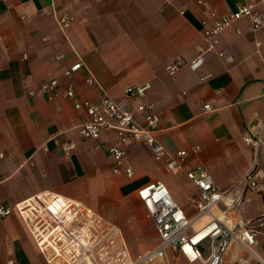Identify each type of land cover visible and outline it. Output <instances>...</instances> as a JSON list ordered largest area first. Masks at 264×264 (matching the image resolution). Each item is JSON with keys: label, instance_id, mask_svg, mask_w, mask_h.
I'll use <instances>...</instances> for the list:
<instances>
[{"label": "crops", "instance_id": "1", "mask_svg": "<svg viewBox=\"0 0 264 264\" xmlns=\"http://www.w3.org/2000/svg\"><path fill=\"white\" fill-rule=\"evenodd\" d=\"M260 1L0 0V205L62 195L116 225L133 257L153 250L159 238L138 191L162 182L193 216L198 189L141 142L126 147L134 177L115 174L109 154L115 133L83 138L79 129L88 116L65 94L71 86L77 101L96 104L104 95L120 100L128 87L149 83V93L134 105H154L161 117L157 139L170 153L199 147L191 165H202L225 201L237 204L235 221L222 211L225 204L217 216L236 224L264 223V190L240 184L253 164L243 135L264 118V27L254 31L249 21H239L216 38L214 50H207L204 38L215 19ZM57 14L72 18L65 33ZM202 52L198 71L186 65L174 76L167 73L177 59L189 64ZM80 59L96 86L86 84L87 69L66 78ZM51 79L60 83L55 100L31 96ZM208 104L213 111L204 113ZM257 250L264 256V226ZM10 262L43 264L17 212L0 224V264Z\"/></svg>", "mask_w": 264, "mask_h": 264}, {"label": "built area", "instance_id": "2", "mask_svg": "<svg viewBox=\"0 0 264 264\" xmlns=\"http://www.w3.org/2000/svg\"><path fill=\"white\" fill-rule=\"evenodd\" d=\"M187 2L202 4V0ZM263 12L264 0H261L259 4L241 6L236 11L215 19L213 25L204 31V38L209 45L207 50H214L216 38L239 21H249L254 31L262 29ZM71 24L70 16L57 14V25L62 33ZM227 61L231 63L233 59L227 57ZM203 63L202 52L189 64L183 59H177L166 67V71L174 76L186 65L192 71H198ZM83 69H87L90 74L86 84L96 86L94 77L81 59L65 71V76L71 78ZM208 78L209 76L204 77L203 80ZM59 90V81L51 79L32 91L31 96H42L53 101ZM150 90L149 83L131 86L125 89L122 99L116 100L104 95L96 104L77 101L71 86L65 94L74 102L75 109L84 110L88 116L87 122L79 129L83 138L98 140L106 131L115 133V142L109 149L115 174L123 171L128 178L134 177V169L127 163L126 147L138 142L149 145L153 156L164 161L170 172L186 173L187 178L198 189L192 200L195 210L193 216H189L176 202L164 183L155 182L141 188L138 197L155 225L159 242L150 252L135 257L116 225L96 215L83 204L62 195L37 196L15 207L1 204L0 223L17 212L30 230L36 247L47 264H169V250L180 253L194 264H264V256L257 250L264 223L260 219H254L236 224L221 221L215 215L220 204L232 207L234 203L225 201L226 196L219 191L212 176L202 165H191L199 153V147L192 151L170 153L159 142L157 134L160 131L161 117L154 105H134L136 99L145 97ZM212 111L209 104L203 106L204 113ZM243 142L253 153V164L240 184H244L247 190L260 193L264 190V118L257 120L245 132ZM70 149L71 146L64 148L65 151ZM0 157L3 158V155ZM205 217L210 219L205 227L208 228V235L200 243L193 245L192 237L197 234L194 226Z\"/></svg>", "mask_w": 264, "mask_h": 264}, {"label": "rangeland", "instance_id": "3", "mask_svg": "<svg viewBox=\"0 0 264 264\" xmlns=\"http://www.w3.org/2000/svg\"><path fill=\"white\" fill-rule=\"evenodd\" d=\"M181 187H183V184H181ZM183 189H184V187H183ZM236 208H237V204L236 203L233 204L232 207H227L225 205H221L222 211L223 212H227L228 218L229 219H232L234 221L238 218L237 215L234 213L236 211ZM192 213L194 215L195 214V211H193ZM196 230H198V229H196ZM40 259H41V261H42L43 264H47L46 261H45V259L41 255H40ZM169 264H194V263H190L187 259H185L178 252H175L174 253L173 251H169Z\"/></svg>", "mask_w": 264, "mask_h": 264}, {"label": "bare ground", "instance_id": "4", "mask_svg": "<svg viewBox=\"0 0 264 264\" xmlns=\"http://www.w3.org/2000/svg\"><path fill=\"white\" fill-rule=\"evenodd\" d=\"M215 215L217 216L216 213H215ZM217 217H219L221 221H226L225 220V217H222L220 215H218ZM204 219H208V218L205 217L202 220H204ZM206 225H207V221L205 222V224H204L203 227H201L200 229L197 230V234H195L192 237V243H193V245H196V244L200 243L203 239H205V237H207V235H208V228H205Z\"/></svg>", "mask_w": 264, "mask_h": 264}]
</instances>
